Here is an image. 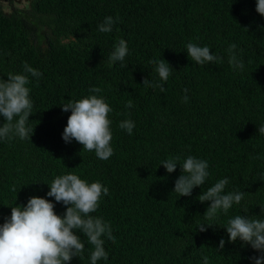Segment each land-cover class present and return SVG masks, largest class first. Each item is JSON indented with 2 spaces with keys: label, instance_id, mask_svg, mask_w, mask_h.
<instances>
[{
  "label": "trees",
  "instance_id": "16d2710c",
  "mask_svg": "<svg viewBox=\"0 0 264 264\" xmlns=\"http://www.w3.org/2000/svg\"><path fill=\"white\" fill-rule=\"evenodd\" d=\"M1 1L0 79L22 74L25 63L42 76L27 85L31 139L0 141V225L9 207L29 197L48 199L62 216L65 206L46 193L56 176L71 171L109 190L91 215L110 223L116 239L105 238L108 259L97 264H203V256L209 264H252L259 253L228 243L223 228L237 214L264 218V136L257 131L264 124V18L255 0H32L29 9L10 13ZM108 16L117 20L113 30L98 32ZM120 39L128 46L124 66L108 59ZM190 41L223 62L197 65L187 57ZM230 44L237 45L243 71L227 63ZM161 58L173 69L163 93L142 85L146 78L159 83L149 61ZM93 87L112 109L108 160L61 138L71 113L60 107ZM128 100L132 108H125ZM125 119L135 124L131 135L119 128ZM189 155L207 160L210 175L191 196L179 197L173 192L179 166L168 174L161 164ZM223 178L225 191L249 194L210 222L202 217L210 202L197 196ZM209 223L214 227L196 231ZM84 242L82 258L70 264H90L92 246Z\"/></svg>",
  "mask_w": 264,
  "mask_h": 264
},
{
  "label": "clouds",
  "instance_id": "9594fccd",
  "mask_svg": "<svg viewBox=\"0 0 264 264\" xmlns=\"http://www.w3.org/2000/svg\"><path fill=\"white\" fill-rule=\"evenodd\" d=\"M255 3V11L264 18V0H255ZM116 22L111 16L105 17L97 25V30L100 33H110ZM186 50L187 57L197 65L223 62V57L213 54L208 46H198L190 41L186 44ZM227 53V63L231 69L243 71L245 65L237 52V45L230 44ZM127 55V43L120 39L113 46L108 59L113 64L121 62V66H124L122 62ZM149 63L155 65L159 83L150 82L146 78L142 85L159 88L163 93V84L168 81L173 69L162 58ZM41 76L39 70L25 63L22 74L9 73L6 79H0V117L3 118V123L0 124V141L31 139L34 128L27 125L29 117L33 115V101L27 85L30 83L29 77L38 80ZM183 91L186 93L188 90ZM89 92L92 94L79 100H69L60 107L62 112L71 113L61 138L65 143L75 140L82 145L84 151H94L100 160H108L113 155L110 143L111 120L108 118L112 109L99 95L102 92L100 87L90 88ZM182 102H188L187 95L183 96ZM132 107V101L128 100L125 108ZM134 127L131 119L119 123V128L128 135L132 134ZM257 131L264 136V124ZM255 159L260 157L256 156ZM180 161L179 156L169 157L161 165L168 174L173 173L179 166L181 174L174 182L173 192L179 194V197H188L194 188L204 186L210 175L209 163L191 155ZM228 184V178L220 179L197 196L201 204L210 202L202 216L205 220L215 222L220 214L227 215L234 205H240L245 195L249 194L238 190L225 191ZM48 187L46 196L65 206L63 215H57L54 211L55 205L40 197H29L25 205L14 204L9 207L10 216L5 217L0 225V264H70L73 258H82L85 250L84 238L92 246L90 264L106 261L108 253L104 248L105 238L113 243L116 238L112 235L110 223L91 214L97 211L102 196L108 195V188L99 181L89 183L71 171L56 176ZM12 190L16 191L14 187ZM210 227H214V223L200 224L196 231L203 233ZM223 229L228 243L240 241L242 246H250L259 253L249 258L252 264H264V218L237 214L227 220V226ZM224 245L225 240L221 239L215 250L222 251ZM202 259L203 264H209L207 256Z\"/></svg>",
  "mask_w": 264,
  "mask_h": 264
},
{
  "label": "rangeland",
  "instance_id": "374dc122",
  "mask_svg": "<svg viewBox=\"0 0 264 264\" xmlns=\"http://www.w3.org/2000/svg\"><path fill=\"white\" fill-rule=\"evenodd\" d=\"M32 0H10L6 2H1V7L4 12L10 13L14 10H26L29 9Z\"/></svg>",
  "mask_w": 264,
  "mask_h": 264
},
{
  "label": "flooded vegetation",
  "instance_id": "af4514ba",
  "mask_svg": "<svg viewBox=\"0 0 264 264\" xmlns=\"http://www.w3.org/2000/svg\"><path fill=\"white\" fill-rule=\"evenodd\" d=\"M2 1H3V2H6V1H10V0H2ZM2 1H1V2H2Z\"/></svg>",
  "mask_w": 264,
  "mask_h": 264
}]
</instances>
